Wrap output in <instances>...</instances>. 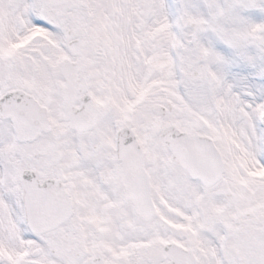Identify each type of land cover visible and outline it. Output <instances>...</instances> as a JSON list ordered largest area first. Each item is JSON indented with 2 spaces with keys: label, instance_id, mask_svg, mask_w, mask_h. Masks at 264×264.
<instances>
[{
  "label": "snow or ice",
  "instance_id": "obj_1",
  "mask_svg": "<svg viewBox=\"0 0 264 264\" xmlns=\"http://www.w3.org/2000/svg\"><path fill=\"white\" fill-rule=\"evenodd\" d=\"M0 264H264V0H0Z\"/></svg>",
  "mask_w": 264,
  "mask_h": 264
}]
</instances>
